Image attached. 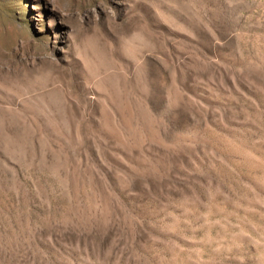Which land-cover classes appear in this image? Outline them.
Returning <instances> with one entry per match:
<instances>
[{"label": "rangeland", "instance_id": "374dc122", "mask_svg": "<svg viewBox=\"0 0 264 264\" xmlns=\"http://www.w3.org/2000/svg\"><path fill=\"white\" fill-rule=\"evenodd\" d=\"M0 264H264V0H0Z\"/></svg>", "mask_w": 264, "mask_h": 264}]
</instances>
